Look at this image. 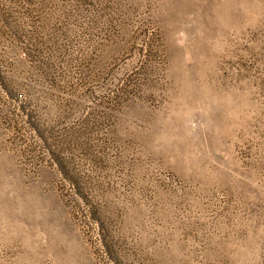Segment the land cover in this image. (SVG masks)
<instances>
[{
    "label": "rangeland",
    "instance_id": "1",
    "mask_svg": "<svg viewBox=\"0 0 264 264\" xmlns=\"http://www.w3.org/2000/svg\"><path fill=\"white\" fill-rule=\"evenodd\" d=\"M0 264H264V0H0Z\"/></svg>",
    "mask_w": 264,
    "mask_h": 264
}]
</instances>
